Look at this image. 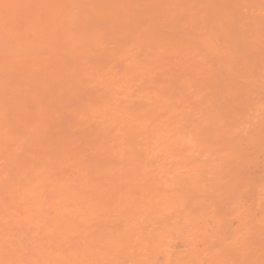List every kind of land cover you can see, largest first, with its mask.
Masks as SVG:
<instances>
[{"label":"bare ground","instance_id":"6f19581e","mask_svg":"<svg viewBox=\"0 0 264 264\" xmlns=\"http://www.w3.org/2000/svg\"><path fill=\"white\" fill-rule=\"evenodd\" d=\"M0 264H264V0H0Z\"/></svg>","mask_w":264,"mask_h":264},{"label":"rangeland","instance_id":"374dc122","mask_svg":"<svg viewBox=\"0 0 264 264\" xmlns=\"http://www.w3.org/2000/svg\"><path fill=\"white\" fill-rule=\"evenodd\" d=\"M250 170V171H249ZM249 170H247L248 171V174H253V177L255 176V180H257L258 179V174H260V170H258V169H254V168H252V170H251V168L249 169ZM255 170V171H254ZM250 172V173H249ZM245 173H247V172H245ZM257 178V179H256ZM242 196H243V198H244V200L246 201H249V198H250V191L249 190H245L244 192L242 191V194H241ZM246 201V202H247ZM248 203V202H247Z\"/></svg>","mask_w":264,"mask_h":264}]
</instances>
